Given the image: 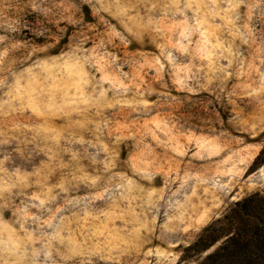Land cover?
<instances>
[{
    "label": "rangeland",
    "instance_id": "obj_1",
    "mask_svg": "<svg viewBox=\"0 0 264 264\" xmlns=\"http://www.w3.org/2000/svg\"><path fill=\"white\" fill-rule=\"evenodd\" d=\"M185 2L142 0L133 9V0H99L102 8L96 0H0V47L15 45L0 66V179L47 165L43 137L65 135L73 116L55 103L41 116L45 94L87 107L93 123L79 135L88 143L59 139L52 154L64 167L48 166L47 184L66 189L53 207L78 202L53 222L68 225L61 237L77 248L85 232L111 242L107 259L89 254L91 264H199L225 236L202 251L191 245L207 226L225 224L237 201L259 202L264 218V0H195L204 7L183 15L168 7ZM41 119L43 133L13 127ZM114 129L137 141L114 144ZM113 149L121 160L135 153L151 161L150 181L133 177L142 200L85 199L96 189L71 178L93 175ZM93 156L100 163L86 158ZM0 217L15 219L12 209Z\"/></svg>",
    "mask_w": 264,
    "mask_h": 264
},
{
    "label": "clouds",
    "instance_id": "obj_2",
    "mask_svg": "<svg viewBox=\"0 0 264 264\" xmlns=\"http://www.w3.org/2000/svg\"><path fill=\"white\" fill-rule=\"evenodd\" d=\"M96 2L99 7H103L99 4V0H96ZM141 2L142 0H133L131 8L134 9ZM168 7L179 10V14L183 15V10H198L203 8L204 5H198L195 0H191V2L183 4L173 3ZM129 34L135 38L134 33L129 31ZM2 44L3 37H0V45ZM14 48L15 45L0 47V66L6 65L9 53ZM0 71H7V68L0 67ZM192 79H196V76H193ZM258 90L264 92V77L261 78ZM250 94L240 93V95ZM27 95L25 93L26 98ZM261 102L264 103V99ZM53 103H55L58 110H66V114L73 116V119L63 130L65 135L57 138L54 134L48 132L43 137L46 142V149L42 148L41 150H44L49 157L47 165L27 176H18L13 173L11 176L0 179V211L12 209L15 218L12 221H6L0 217V264H69L77 256L81 257L79 264H91V261L86 258L89 254L98 255L100 259H107L103 253L109 250L111 242L103 239L102 236H97L94 232H85L77 242L79 245V248H77L76 245L70 243L69 235L64 237L60 235L61 231L68 233L67 224L63 229L54 226V221L57 224L59 223L58 217L67 219L61 216L64 209L68 205L78 202L65 199L58 208L53 207L59 194L66 191L63 182L54 186L47 184L48 176L51 174V168L48 166L64 167V165L58 163L54 164L53 147L58 145L59 139H67L69 143H88L82 140L79 134L81 130H87L86 125L93 123V121L87 115V107L75 106L80 104L78 99L69 102L65 97L57 96L56 101H53L52 97L47 94L40 102L41 116L48 115ZM12 111L19 112L21 109L16 107ZM13 127L24 128L29 133L34 131L45 132L43 119L39 123L34 122L32 124L18 122ZM108 127L111 128L112 125L109 124ZM108 135L112 138L114 144L125 137L137 141L135 133L125 131L122 136L120 129H114ZM49 141L51 146L47 144ZM89 146L97 148L98 151L102 150L96 144H90ZM66 150L70 152L73 160L77 158L75 152H71L70 149ZM139 151V148L135 149V152L138 153ZM86 158H91L93 164L100 163L94 156ZM150 167L151 161L147 163L142 160L138 161L135 158V153L121 160L118 151L113 149L110 152H105L102 167L98 171H94L93 175H71V178L87 181L89 187L96 189L90 197L85 199L115 198L134 202L143 199V190L137 183V179L150 181L154 175ZM80 171V168L76 169L77 173ZM133 177L137 179H133ZM28 189H31V191H26ZM17 197L23 198L19 205L15 204ZM81 219H83L82 216ZM48 229H52V232L49 233ZM80 231L81 229H76L75 235H79ZM53 242H55V246ZM36 243H41L39 251L33 248V244ZM37 257H42V259L38 260Z\"/></svg>",
    "mask_w": 264,
    "mask_h": 264
},
{
    "label": "trees",
    "instance_id": "obj_3",
    "mask_svg": "<svg viewBox=\"0 0 264 264\" xmlns=\"http://www.w3.org/2000/svg\"><path fill=\"white\" fill-rule=\"evenodd\" d=\"M262 161L259 153L255 162ZM258 205L259 202L252 200L237 201L229 214L224 216L225 224L218 220L217 226L212 224L204 228L191 248L202 251L221 236L225 238L199 264H223L225 261L231 264H261L264 258V218L255 211Z\"/></svg>",
    "mask_w": 264,
    "mask_h": 264
}]
</instances>
